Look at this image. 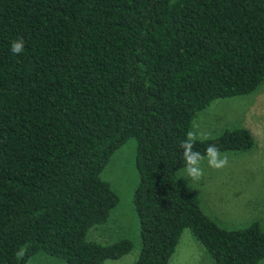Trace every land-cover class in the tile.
<instances>
[{
	"label": "trees",
	"instance_id": "obj_1",
	"mask_svg": "<svg viewBox=\"0 0 264 264\" xmlns=\"http://www.w3.org/2000/svg\"><path fill=\"white\" fill-rule=\"evenodd\" d=\"M17 39L21 54L10 50ZM263 76L264 0H0V264L37 254L101 264L129 252V239L85 240L117 203L99 173L128 138L138 176L131 264H167L183 229L214 264H256L258 222L219 227L176 173L195 114ZM253 143L237 127L194 150Z\"/></svg>",
	"mask_w": 264,
	"mask_h": 264
},
{
	"label": "rangeland",
	"instance_id": "obj_2",
	"mask_svg": "<svg viewBox=\"0 0 264 264\" xmlns=\"http://www.w3.org/2000/svg\"><path fill=\"white\" fill-rule=\"evenodd\" d=\"M237 127H246L251 132L254 143L249 150L221 151L229 157V165L223 170L211 169L205 161L204 176L199 182L187 179L184 167L178 170L176 180L197 188L200 210L219 227L236 229L257 221L264 232V76L249 93L213 99L195 114L188 132H196L198 139H209ZM135 145L134 138H128L112 152L99 173L117 196V203L104 223L86 231L85 240L101 245L121 239L132 242L129 252L101 264H131L137 257L138 224L132 202L138 181ZM21 264L65 263L37 254ZM167 264L214 263L191 232L183 229ZM256 264H264V257Z\"/></svg>",
	"mask_w": 264,
	"mask_h": 264
},
{
	"label": "clouds",
	"instance_id": "obj_3",
	"mask_svg": "<svg viewBox=\"0 0 264 264\" xmlns=\"http://www.w3.org/2000/svg\"><path fill=\"white\" fill-rule=\"evenodd\" d=\"M24 41L22 39L14 40L11 43L10 50L13 54H21L24 51ZM198 135L194 131H189L186 138L181 141L180 147L183 149V159L185 162L184 172L186 178L193 182H199L204 176L202 164L206 161L207 166L214 170H223L229 165L227 153H222L214 144H210L205 153L194 150L195 141Z\"/></svg>",
	"mask_w": 264,
	"mask_h": 264
},
{
	"label": "crops",
	"instance_id": "obj_4",
	"mask_svg": "<svg viewBox=\"0 0 264 264\" xmlns=\"http://www.w3.org/2000/svg\"><path fill=\"white\" fill-rule=\"evenodd\" d=\"M243 128H246V127H243ZM247 129V128H246ZM248 131H249V129H247ZM250 132V131H249ZM251 133V132H250ZM252 135V134H251ZM178 172V171H177ZM176 175H177V173H176ZM178 182V181H177ZM179 183V182H178ZM179 184H181V183H179ZM182 185V184H181ZM183 186H185V185H183ZM191 187V186H190ZM197 189V188H196Z\"/></svg>",
	"mask_w": 264,
	"mask_h": 264
}]
</instances>
